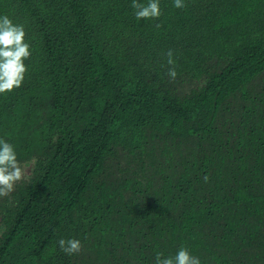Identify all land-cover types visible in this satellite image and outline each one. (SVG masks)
Listing matches in <instances>:
<instances>
[{"label":"trees","instance_id":"1","mask_svg":"<svg viewBox=\"0 0 264 264\" xmlns=\"http://www.w3.org/2000/svg\"><path fill=\"white\" fill-rule=\"evenodd\" d=\"M159 3L138 20L132 0H0L31 45L0 138L37 161L0 198V264H155L181 247L264 264V0Z\"/></svg>","mask_w":264,"mask_h":264},{"label":"clouds","instance_id":"2","mask_svg":"<svg viewBox=\"0 0 264 264\" xmlns=\"http://www.w3.org/2000/svg\"><path fill=\"white\" fill-rule=\"evenodd\" d=\"M174 7H186L184 0H173ZM132 7L136 19H159L162 15L159 0H132ZM161 25L157 24L159 28ZM27 33L22 24H16L7 16H0V94H7L22 86L28 71L25 61L31 57V45L26 40ZM167 75L175 80L177 78L176 61L174 53L167 52ZM36 159L21 164L17 158L14 146L5 139L0 138V198L9 197L21 181H30L31 166ZM207 182V176H205ZM59 248L67 255H74L82 248L81 241L75 238L60 239ZM155 264H201L198 257L193 256L186 248L181 247L175 256L156 254Z\"/></svg>","mask_w":264,"mask_h":264}]
</instances>
